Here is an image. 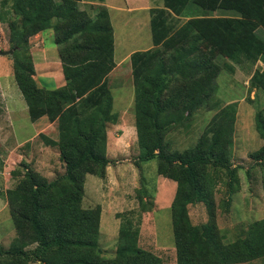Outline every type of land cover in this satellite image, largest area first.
Instances as JSON below:
<instances>
[{
    "label": "trees",
    "instance_id": "obj_1",
    "mask_svg": "<svg viewBox=\"0 0 264 264\" xmlns=\"http://www.w3.org/2000/svg\"><path fill=\"white\" fill-rule=\"evenodd\" d=\"M79 1L0 0V22L9 29L15 83L31 121L46 117L56 122L57 141L40 137L46 146L57 148L64 166L62 174L48 180L23 165V174L3 195L16 239L8 248L0 247V264H162L159 257L140 248L139 221L121 215H117L114 255L104 256L98 243L101 207L82 206L85 177H105L110 162L106 129L118 116L107 87L115 66L107 10L96 7L90 16L79 9ZM163 3L175 16L188 20L167 38L173 27L157 11L150 24L153 47L133 53L130 65L138 161L155 160L157 175L176 183L170 206L176 264L264 260V218L227 239L213 217L217 184L224 181L231 196L239 183L230 149L236 103L214 114L193 147L178 152L164 140L172 129L189 126L206 106L220 72L218 58L261 60L263 68L253 72L249 88L264 94V0ZM212 11H230L239 17H209ZM47 29L54 31L65 78V85L55 90L39 88L33 79L29 38ZM255 130L264 142V105L256 114ZM252 158L255 163L264 161V143ZM196 204L207 209L205 224L190 221L187 208Z\"/></svg>",
    "mask_w": 264,
    "mask_h": 264
},
{
    "label": "rangeland",
    "instance_id": "obj_2",
    "mask_svg": "<svg viewBox=\"0 0 264 264\" xmlns=\"http://www.w3.org/2000/svg\"><path fill=\"white\" fill-rule=\"evenodd\" d=\"M150 2L153 7L150 9V24L152 17L157 15L156 12L158 11L165 15L167 23L173 27L167 38L174 35V32L188 20L185 17L178 18L175 16L170 9L164 6L163 0H151ZM193 9L197 8L193 7ZM85 12L91 16L90 10L87 9ZM208 15L214 18L239 17L230 11H212ZM15 18L13 17V19ZM111 18L118 39V26L124 27L123 33L125 34L126 30H129L126 27L129 22L126 20V16L120 19L114 12L111 14ZM146 21H148L147 18ZM142 29L144 31L142 30L141 37H149V30L146 25L144 27L143 24ZM130 31L134 32L133 27ZM7 43L9 44V29L7 24L0 22V53H5L0 55V72L3 70L5 73V75L0 73V133L3 129L4 118L1 93L7 89V85H11L19 93L13 76L12 51L3 49L7 47ZM51 45L50 37L47 46ZM216 63L220 72L214 81V92L207 101H210L209 105L206 102V106L195 113V118L189 126H179L172 129L164 140L169 144L171 150L178 152L193 147L202 138L203 130L214 114L227 105L236 103L233 132L231 133L232 147L230 149L231 163L238 169L239 183L231 196H228L226 192L224 181L217 184L213 194L215 225L227 239H231L237 235L239 230L246 228L251 222L264 218V161L255 163L252 158L253 153L259 150L264 143L255 130V117L264 105V94L249 88V80L253 72L263 68V63L261 60L247 62L239 59L235 62L228 59L221 60V58H218ZM126 66L128 68L120 71L118 76H110L107 83L114 100L112 110L118 116L116 123L108 124L106 129V156L110 162L106 167L104 178L92 175L85 177L82 206L83 208H92L97 205L101 207L98 243L104 252V256L110 258L114 255L120 222L117 215H121L122 218H131L134 223L139 221L137 224L140 248L159 257L162 264H176L170 211L176 191V183L157 175L155 160L142 163L138 161L140 151L134 122L133 79L129 72V63H126ZM43 82L45 83V80ZM59 83L60 85L63 83V78H59ZM38 84L47 88H54L55 86L41 85V82ZM18 99L19 97L16 101ZM11 116L14 126L20 130L18 137H25L30 129L28 115L17 112ZM38 125H42V121ZM49 136L52 139L48 137L47 139L57 141L58 133L55 126L50 131ZM36 144L38 146L33 149L27 144L19 148L9 147L13 145V140L10 139L9 146L6 145L8 151L15 153L14 158L18 155L22 157L20 162L18 157L14 163H11L9 179L12 187L10 186L8 189L15 186L19 180V173L23 174V165H28L48 180H52L64 172V166L59 160L57 148L46 146L40 136L37 138ZM3 168V163L0 162V173ZM0 178L2 177L0 176ZM224 180L226 179L224 178ZM6 205V212L0 215V237H4L3 241L1 239L0 241L6 245L5 248H8L16 239V230L7 201ZM187 209L193 225H202L208 221V212L203 204L189 205ZM250 264H264V260L254 261Z\"/></svg>",
    "mask_w": 264,
    "mask_h": 264
},
{
    "label": "crops",
    "instance_id": "obj_3",
    "mask_svg": "<svg viewBox=\"0 0 264 264\" xmlns=\"http://www.w3.org/2000/svg\"><path fill=\"white\" fill-rule=\"evenodd\" d=\"M150 1L151 0H80L78 2L79 9L81 11H86L87 9L90 10L91 16L95 14L94 9L97 6H102L107 10L111 27L113 29V61L115 65L108 75V80L110 76H118L120 74L119 72L127 67L126 63H129L130 65V57L133 53L147 51L153 47L149 22L150 9L153 7ZM92 6L94 7L92 8ZM113 12L117 14L120 19L121 17L126 16V20L129 22V24L126 26L129 30H126L125 34L123 33L124 27L122 28L118 26V39L116 38L117 36L111 18V14ZM146 18L148 21H146ZM143 24L144 27L146 25L149 30V37H141ZM132 27L134 32L130 31ZM50 37L52 45L47 46ZM29 45L34 66V81L36 84L41 82V85H55L54 88H47L38 84L39 88L55 90L64 86L65 78L62 71V63L58 56V48L54 40L53 29H47L32 36L29 38ZM3 49L9 50V44L7 43V47H4ZM129 72L131 74V65ZM0 73L1 75H5L3 70ZM60 77L63 78V83L61 85L59 83ZM44 80L45 83L43 82ZM6 87L7 89L3 90L1 93L2 104L4 108V118L2 123L3 129L0 133V162L3 163L4 168L0 173V176L2 177L0 178V215L5 213L7 208L6 200L4 199L3 195L5 191L11 186V181L9 179L11 163H14L18 157L19 162L22 160L21 155H18L14 158L15 153H12L13 151H8L6 145L9 146L10 139H12L13 145L9 147L19 148L27 144L33 149L38 146L36 141L40 135H44L45 137L52 139V137L49 136V133L54 126L56 127V122H51L49 120L46 121V117H41L36 121H31L28 115L27 105L21 93H17L16 89H13L14 87L12 88L11 85H7ZM18 97L19 99L16 101ZM17 112H21L22 114L26 113L30 122L28 134L21 138L18 137V134H20L19 128L14 126V122L11 121L13 118L11 115ZM40 121H42V125H38ZM5 147L6 149H4ZM7 165H9L10 168L7 167ZM7 169L10 170L6 171ZM3 238L4 237L2 236L0 237L2 241ZM0 247L5 248L6 245L0 241Z\"/></svg>",
    "mask_w": 264,
    "mask_h": 264
},
{
    "label": "water",
    "instance_id": "obj_4",
    "mask_svg": "<svg viewBox=\"0 0 264 264\" xmlns=\"http://www.w3.org/2000/svg\"><path fill=\"white\" fill-rule=\"evenodd\" d=\"M5 53H0V55H4Z\"/></svg>",
    "mask_w": 264,
    "mask_h": 264
}]
</instances>
